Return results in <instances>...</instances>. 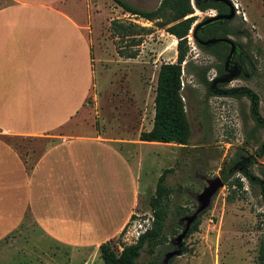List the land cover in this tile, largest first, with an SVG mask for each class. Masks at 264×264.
I'll use <instances>...</instances> for the list:
<instances>
[{
  "label": "crops",
  "instance_id": "crops-1",
  "mask_svg": "<svg viewBox=\"0 0 264 264\" xmlns=\"http://www.w3.org/2000/svg\"><path fill=\"white\" fill-rule=\"evenodd\" d=\"M105 15L103 0H0V264H91L152 191L144 149L167 144L140 141L152 125L98 76Z\"/></svg>",
  "mask_w": 264,
  "mask_h": 264
},
{
  "label": "rangeland",
  "instance_id": "rangeland-1",
  "mask_svg": "<svg viewBox=\"0 0 264 264\" xmlns=\"http://www.w3.org/2000/svg\"><path fill=\"white\" fill-rule=\"evenodd\" d=\"M123 1L143 11L155 10L161 2ZM188 1L193 12L189 17L195 19L192 27L215 12L200 11L195 0ZM230 1L236 7V15L229 26L236 34L229 37L246 51L254 69H247L248 78L240 75L238 79L217 83L211 88L217 92L238 89L242 92L240 96L210 94L211 86L204 82V71L206 80L211 81L216 76L215 67L220 61L211 53L199 49L192 39V29L189 31V52L183 64L182 97L191 137L186 146L167 144L145 147L144 153L154 158V162L148 164L149 168L154 169L150 188L152 191L147 192L145 207L136 214H152L148 199L155 193L153 184L156 176L161 175L165 169H172L164 183L172 190L166 225L172 223V215L177 207L183 209V215L177 218L178 223L182 217L196 210L195 196L206 186L205 179L220 176L223 181L222 174L229 172L231 176L228 182L239 179L243 188L231 192L224 184L211 206L196 221V228L187 233L182 255L172 259L170 264H262L259 262V255L264 242V0ZM103 2L109 8V15H105L102 20L95 46L96 55L93 58L97 73L100 76L102 71L113 76L110 87V92L116 96L113 106L117 107V102H120L123 107H128L131 118H137L133 107L138 108L142 131H146L152 125L154 117L159 67L163 63L176 61L177 40L167 32V28L177 23L174 19L182 1L168 4L151 21L140 16L131 17L130 13L113 0ZM102 6L100 3V11ZM111 19L148 29L149 34L133 38L134 41H140L138 45L130 46L131 39L121 45L117 39L109 36L108 24ZM132 20L139 21L140 24H135ZM117 45L122 47L125 54L135 53V58H120L116 53ZM137 93L139 98L135 97ZM248 93L254 96L256 102L254 113L259 118V127H256L251 117L252 102L245 96ZM136 129L133 121L127 128L128 136L135 137ZM120 132L116 130L115 134ZM237 157L251 160L246 171H239L237 168L233 170V161ZM149 168L145 170L147 176L150 175ZM252 178L255 180L252 181ZM134 217L135 215L131 219ZM126 228L111 243L116 253L121 251L122 246L137 241L133 236L125 235ZM182 229L183 225L179 224L178 234ZM176 236H169L168 245L157 249L152 257L142 252L138 264L147 263L150 259H154L156 264H162L164 255L174 249L171 242ZM99 257L91 255V264H103Z\"/></svg>",
  "mask_w": 264,
  "mask_h": 264
},
{
  "label": "trees",
  "instance_id": "trees-1",
  "mask_svg": "<svg viewBox=\"0 0 264 264\" xmlns=\"http://www.w3.org/2000/svg\"><path fill=\"white\" fill-rule=\"evenodd\" d=\"M119 7L126 12L140 16L141 18L151 21L170 3H177L178 0H161L159 6L152 11H143L134 8L127 4L123 0H113ZM182 4L179 8V13L176 15L174 25L167 28V32L174 36L176 42V61L171 63H163L159 67L155 97H154V117L152 122V128L147 132H141L139 139L143 142H157L162 144H178L182 146L188 145L191 137V128L185 112L183 97H182V74L183 64L186 61L187 54L189 52L188 33L192 29V25L195 21L191 15L192 9L188 0H181ZM196 7L200 11L207 9H215L219 14H225L227 9L221 5L212 3L206 0L198 1L195 3ZM230 22L227 23H215L204 29L201 39H207V37H227L236 34V31L230 28ZM110 36L119 41V44L127 43L126 40L131 39L130 46L138 45L140 41H134L133 38L140 35H148L149 30L137 27L130 23H125L118 19H113L109 25ZM136 43V44H135ZM197 45V44H196ZM128 46V45H127ZM199 49L207 51L214 55L219 61L215 67L216 73L221 76L224 73L223 64L226 57L227 46L219 44L210 48L201 47L197 45ZM117 54L123 58H135V53L125 54L121 46H116ZM204 82L211 85V81H207L204 71ZM239 91V92H236ZM226 92V93H225ZM210 94L223 95L231 97H238L242 94L241 90L230 89L226 91H213L209 89ZM252 102L251 117L255 121L256 127L260 126L259 118L254 113L255 99L250 93L245 94ZM240 158L234 159L236 163ZM172 169H165L159 176L155 193L149 199V206L153 216V222L151 228L141 235L134 244L122 246L121 251L116 253L112 249L110 242L100 245L99 252L103 264H138V259L142 252L152 257L155 251L159 248H163L168 245L169 236H176L178 234L177 229L179 223L177 218L183 215V209L177 207L172 215V223L166 225L167 218L169 216L168 202L169 196L172 190L167 187L165 179L168 173ZM230 173H223V183L227 186L228 190H242L243 183L239 179H235L228 182ZM252 183V182H251ZM230 199V197H229ZM197 222H195L189 231L196 228ZM261 253L259 255V262L264 264V242L261 245ZM171 263V262H170ZM169 263V264H170ZM142 264H156L154 259H150L147 263Z\"/></svg>",
  "mask_w": 264,
  "mask_h": 264
},
{
  "label": "water",
  "instance_id": "water-1",
  "mask_svg": "<svg viewBox=\"0 0 264 264\" xmlns=\"http://www.w3.org/2000/svg\"><path fill=\"white\" fill-rule=\"evenodd\" d=\"M206 1L216 3V4H221L225 6L227 8V13L222 14V15L207 17L203 21L196 23L192 27V30H191L192 39L195 43L205 48H208L214 45H219V44H224L228 46L230 50H229V54L225 61V69L227 70V65L229 61L231 60V57L233 56L234 51L236 49V43L229 36L228 37H212V38L202 40L198 37V32L204 27H207L216 22L227 23V22L232 21L236 15L235 7L230 0H206ZM235 76L234 75L227 76L226 82H230L233 78H235ZM235 169L236 167L234 166L233 170ZM254 180L255 178H252V181ZM205 182H206V186L203 188L202 192L195 196V200L197 202L196 210L193 211L191 214L182 217L179 220V224L183 225L182 232L178 234L174 238V240L171 242L174 249L170 252H167L164 255L162 264H169L172 259L182 255L183 241L187 233L189 232L191 226L198 220L200 215L204 213L211 206L215 195L224 186V183L222 179L220 178V176H216L211 179H205ZM260 184L263 185L262 182H260Z\"/></svg>",
  "mask_w": 264,
  "mask_h": 264
},
{
  "label": "flooded vegetation",
  "instance_id": "flooded-vegetation-1",
  "mask_svg": "<svg viewBox=\"0 0 264 264\" xmlns=\"http://www.w3.org/2000/svg\"><path fill=\"white\" fill-rule=\"evenodd\" d=\"M198 1H201V0H198ZM196 3V1H195ZM225 7V6H224ZM135 8V7H134ZM226 8V7H225ZM227 9V8H226ZM207 10H215V9H207ZM205 10V11H207ZM227 13V12H226ZM225 13V14H226ZM216 15H222V14H219L217 10H215L214 13H212L211 16H216ZM209 16V17H211ZM216 23H220V22H216ZM215 24V23H213ZM211 24V25H213ZM210 26V25H209ZM208 27V26H207ZM207 27H204L203 29L199 30L198 32V37L201 39V35L203 34V31L205 28ZM228 37V36H227ZM208 38H212V37H207ZM202 40H205V39H202ZM236 43V42H235ZM197 44V43H196ZM198 45V44H197ZM215 46V45H214ZM212 47V46H211ZM210 48V47H208ZM229 47L227 46V51H226V57L223 61V70H224V73L219 76L217 73H216V76L214 79L211 80V87L210 88H214V86L217 84V83H222V82H225L226 81V77L229 76V75H236L235 78H233L232 80L234 79H238L237 77L238 76H242L244 78H248L249 77V74L247 73V69L250 68L251 70L254 69V65L252 63V60L250 59L249 55L246 53V51L238 44L236 43V49L234 51V54L233 56L231 57V60L229 61L228 65H227V70L225 69V61H226V58L229 54ZM231 80V81H232ZM251 163V160L249 158H240L235 164L234 166L239 170V171H246V167Z\"/></svg>",
  "mask_w": 264,
  "mask_h": 264
},
{
  "label": "built area",
  "instance_id": "built-area-1",
  "mask_svg": "<svg viewBox=\"0 0 264 264\" xmlns=\"http://www.w3.org/2000/svg\"><path fill=\"white\" fill-rule=\"evenodd\" d=\"M236 8V7H235ZM137 15H132L131 17H136ZM135 24H140L139 21L132 20ZM153 222L152 214H135L134 219H131V222L125 227L127 236H133L135 239H138L143 235L147 230L151 228ZM125 230V229H124ZM122 249V248H121Z\"/></svg>",
  "mask_w": 264,
  "mask_h": 264
}]
</instances>
